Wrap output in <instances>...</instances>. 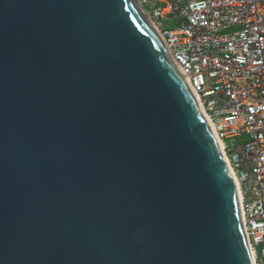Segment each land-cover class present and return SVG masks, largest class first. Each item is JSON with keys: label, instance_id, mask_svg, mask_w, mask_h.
I'll return each mask as SVG.
<instances>
[{"label": "water", "instance_id": "95a60500", "mask_svg": "<svg viewBox=\"0 0 264 264\" xmlns=\"http://www.w3.org/2000/svg\"><path fill=\"white\" fill-rule=\"evenodd\" d=\"M141 10L0 0V264H253L217 138Z\"/></svg>", "mask_w": 264, "mask_h": 264}, {"label": "built area", "instance_id": "2783aa9c", "mask_svg": "<svg viewBox=\"0 0 264 264\" xmlns=\"http://www.w3.org/2000/svg\"><path fill=\"white\" fill-rule=\"evenodd\" d=\"M138 1L224 144L264 264V0Z\"/></svg>", "mask_w": 264, "mask_h": 264}, {"label": "bare ground", "instance_id": "6f19581e", "mask_svg": "<svg viewBox=\"0 0 264 264\" xmlns=\"http://www.w3.org/2000/svg\"><path fill=\"white\" fill-rule=\"evenodd\" d=\"M141 12H142L144 18H145V19L151 24V26L155 29V27L153 26V24H152V22H151V19H150L149 15L145 14V12H143L142 10H141ZM155 30H156V29H155ZM156 32H157V30H156ZM157 33H158V32H157ZM158 35H159V33H158ZM159 36H160V35H159ZM164 44H165V43H164ZM165 47H166V46H165ZM169 56H170V54H169ZM170 58H171L172 62L174 63V65L176 66V68L178 69V71H180L179 68L177 67V65L175 64V62L173 61V59H172L171 56H170ZM184 78H185V77H184ZM185 80H186V79H185ZM186 81H187V80H186ZM197 101H198L199 107L201 108V110H202V112H203V114H204L206 120L208 121V123H209V125H210V127H211V129H212V131H213V133H214V135H215V137L217 138L216 133H215V130H214L212 124H211V121H210L209 117H208L207 114L204 112V110H203L202 106L200 105V102H199L198 99H197ZM217 141H218V145H219V148H220V150H221V153H222V155H223V157H224V159H225V161H226V164H227V166H228V169H229V171H230V173H231V175H232L234 181L236 182V188H237V190H238V194H239V188H238L237 178H236V176L234 175V173L232 172V170L230 169V167H229V165H228V160L226 159V157H225V155H224V144H223V142H221L218 138H217ZM239 203H240V194H239ZM250 254H251V257H252L253 264H254V260H253L254 257H253V255H252L251 252H250Z\"/></svg>", "mask_w": 264, "mask_h": 264}, {"label": "rangeland", "instance_id": "374dc122", "mask_svg": "<svg viewBox=\"0 0 264 264\" xmlns=\"http://www.w3.org/2000/svg\"><path fill=\"white\" fill-rule=\"evenodd\" d=\"M146 14V13H145Z\"/></svg>", "mask_w": 264, "mask_h": 264}]
</instances>
